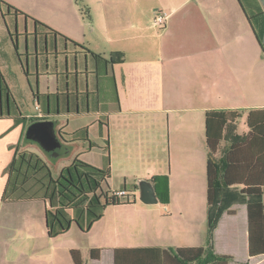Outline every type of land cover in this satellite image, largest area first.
Here are the masks:
<instances>
[{"label":"crops","instance_id":"obj_1","mask_svg":"<svg viewBox=\"0 0 264 264\" xmlns=\"http://www.w3.org/2000/svg\"><path fill=\"white\" fill-rule=\"evenodd\" d=\"M4 1L19 8L23 4V0ZM28 1L61 12L75 11L77 6V0ZM147 1L84 0L96 13L91 22V38L68 34L73 41L106 59L113 57L118 61L123 57V62H116L108 69L116 96L115 100L106 102L105 129L110 134L111 152L115 133L121 142V161L136 163L134 185L128 188L135 195V202L109 207L104 218L89 232L80 230L87 240L81 246L76 247L74 226L55 238L59 245L55 247L54 260L53 247H48L44 238L48 236L47 227L42 235L36 230L38 220L33 205L2 201L7 184L5 169L14 155L11 147L18 145L22 136L12 116L1 113L0 264H74L72 251L76 250L82 252L83 264L87 256L94 264L102 263L104 258L115 264L117 249L147 248L168 252L167 259L172 264H197L183 261L174 251L206 247L209 241L216 255L234 257L230 264H264V255H249L251 197L242 194L244 185L225 183L229 143L221 144L215 202L209 206L206 127V114L212 109H264V97L256 101L253 95L257 78L264 82L261 47L264 48V41L260 40V36L264 40V0H149L151 5ZM159 13L167 17L162 29L153 23ZM250 15H259L255 24ZM74 52L67 48L66 57L61 60L60 71L67 74L61 86L53 85L39 92L59 94V112H54L52 117L63 118L68 123L76 116L100 113L91 103L98 91L96 66L88 55L76 50L73 57ZM85 57L87 69L94 73L87 80L80 74L77 84L76 77L72 79L70 74L85 70ZM42 74L43 70L36 73L41 81L45 79ZM105 86L108 90V85ZM261 88L264 92V84ZM42 101L55 105L53 97H44ZM37 107L42 109L38 119L43 115V107ZM241 124L238 132L248 135L249 129L246 126L241 130ZM244 151L250 159L246 164L248 171L255 174L253 182L264 183V167L254 168L253 153L261 151L252 152L249 147ZM124 175L127 183L128 177ZM164 176L169 182L167 203L162 204L158 199L159 205H148L136 200L135 186L141 179L151 181ZM42 205L46 215L49 204ZM218 211H222L220 218L210 232V221ZM93 250L100 251L98 259L92 258Z\"/></svg>","mask_w":264,"mask_h":264},{"label":"trees","instance_id":"obj_2","mask_svg":"<svg viewBox=\"0 0 264 264\" xmlns=\"http://www.w3.org/2000/svg\"><path fill=\"white\" fill-rule=\"evenodd\" d=\"M5 4L14 16L24 15L22 11L13 5L0 0ZM250 20L255 24V17ZM37 30L40 28L44 34L58 36L74 46V51L80 50L82 54L88 55L96 66L98 81L100 78H109L108 69L116 62H123L120 56L118 61L113 57L106 59L91 51L83 45L61 34L57 30L33 19ZM255 27V25H254ZM44 36V35H43ZM260 40L264 41L260 36ZM264 44V43H263ZM102 66V67H101ZM1 76V74H0ZM1 78V91L6 90L11 97L8 86L3 89V78ZM53 97L55 105L42 103L39 98ZM59 94H40L37 96L38 106L43 107L41 118L34 122L52 117L54 112H59L57 99ZM3 98V96H2ZM246 119L249 129L248 135H241L239 131L240 120ZM59 125V123H58ZM58 127V126H57ZM207 147H208V203L213 206L217 191V158L221 150V144L229 143L231 148L227 152V168L224 172L227 186L244 185L242 194L251 197L248 203L249 218V255L251 257L264 255V183L253 182L254 172H249L246 165L249 157L245 155V147H249L255 160L254 168L264 167V109H212L206 114ZM26 144H33L25 140ZM94 148L91 145V149ZM14 150L12 161L5 169L7 184L3 193L2 201L28 202L31 200H42L49 207L46 209V227L48 236L52 239L65 235L75 224L84 232H89L92 227L102 220L106 210L112 206L132 204L135 195L125 186L123 190L128 192L127 196H120L119 192L109 188L111 171L101 169L84 160L77 158L63 169L57 179H54L47 163L36 153L22 150V144L11 147ZM47 155L53 158L51 154ZM252 168V169H254ZM247 170V171H246ZM239 177V179H236ZM156 188L158 199L162 203L169 200L168 177H155L151 180ZM253 182V183H252ZM135 188H137L135 186ZM210 221V232L216 227L220 214ZM85 217V222H82ZM176 255L187 263L197 264H230L234 257L227 255H216L209 241L206 247H185L174 251ZM168 252L155 248L147 249H117L115 251V264H172L168 259ZM74 264H83L82 252L72 251ZM93 259L100 257L99 250L91 252Z\"/></svg>","mask_w":264,"mask_h":264},{"label":"rangeland","instance_id":"obj_3","mask_svg":"<svg viewBox=\"0 0 264 264\" xmlns=\"http://www.w3.org/2000/svg\"><path fill=\"white\" fill-rule=\"evenodd\" d=\"M22 3L20 8L13 5L24 13L21 16H14V13H10L5 4H0V74L3 78V89L7 85L11 94L10 97L6 90H0V114L4 113L5 115L10 114L12 116L14 124L19 126L21 130L22 137L18 144H22V150H29L38 154L47 163L54 179L59 177L65 167L70 166L75 159L80 158L98 168L109 169L111 171V187L109 186V188L121 191L124 189L125 184L127 188H132L134 185L133 174L135 173L136 163L134 161H127L126 163L121 161V142L117 140L115 133L112 135L113 152H111L110 134L105 129V125L107 124L104 112L105 105L107 100H115L116 96L110 76L109 78L102 77L99 79L98 91L91 99L92 108H96L97 110L99 108L100 113L95 112L96 114L90 117L76 116V118L70 119L69 123L63 118H53L57 119L59 123V125L57 124V133L62 142V148L59 150L61 155L58 158H50L36 143H25L28 127L37 119L39 112L42 111V109L39 110L37 107L39 104L37 96H39L40 91L44 90L43 88L53 86V79L47 81L38 79L34 59L28 56L25 37L27 36L26 33H34L35 29H37L33 19L57 30L68 38H70L68 34H74V36L85 35L87 40H90L91 22L92 18L96 17V13L91 11L84 0H77L76 10L68 12L38 7L28 0H23ZM147 4L151 5L152 2L148 0ZM39 30L40 32L44 31L42 28ZM21 33H24L26 36H21ZM33 37V35L29 36L32 47ZM60 43L59 46L61 48L74 50V46L69 42L60 40ZM103 48H105V44ZM83 64H87L85 59L83 60ZM257 79V88L253 95L256 101H260L264 97V92L261 88L264 82H260V77ZM105 84L108 85V90ZM41 102H43L42 98ZM245 120V118L240 120V123H242L240 125L241 130H243V127H246L243 126ZM126 130L127 127L125 133H128L129 130ZM146 142L148 144V141ZM91 145L94 146L93 149H91ZM135 145L137 149L136 142ZM83 153H86V155L83 156ZM113 160L114 167H112ZM124 173L128 177L127 183ZM136 200L140 201L139 192L136 193ZM27 203L33 205L32 211H34L35 218L38 220L36 230L42 235V232L46 231L45 208L42 205L44 202L42 200H31ZM155 205L159 204L156 203ZM73 229H76V247L85 244L87 242L86 236L80 232L81 229L76 224ZM44 238L48 243L47 246L53 247L55 260V255H57L55 247L59 245L58 241L51 240L48 236H44ZM112 263L111 259L104 258L102 263L97 264ZM84 264L94 263L87 256L84 259Z\"/></svg>","mask_w":264,"mask_h":264},{"label":"flooded vegetation","instance_id":"obj_4","mask_svg":"<svg viewBox=\"0 0 264 264\" xmlns=\"http://www.w3.org/2000/svg\"><path fill=\"white\" fill-rule=\"evenodd\" d=\"M27 35V36H26ZM21 33V36H26V46L28 48V56L31 59H34V63L36 58L39 61V71L43 70V74L45 77L44 80H50L53 79V85L54 86H61V80H65L67 78V74L65 73V70L60 71V64L61 60L65 59L66 57V49L61 48L59 45L61 38L58 36H51L49 34H44V32H39L37 29H35V32L28 33V34ZM33 35V47L30 42L29 36ZM44 35V36H43ZM57 42H56V41ZM35 42L37 43V51L35 47ZM60 43V44H59ZM47 44V45H46ZM64 45V43H62ZM73 57H76V51L73 53ZM55 60V61H54ZM48 62V68L47 64ZM58 63V64H57ZM58 66V68H57ZM94 72L89 68L85 69L82 72L76 71V74L74 72H71L70 75H72V79L82 74L83 79H89L90 76ZM41 75V73H40ZM1 88V86H0ZM54 116V115H53ZM54 118V117H50ZM50 118H45L42 120H50ZM56 118V117H55ZM57 122V119H53ZM58 124V122H57Z\"/></svg>","mask_w":264,"mask_h":264},{"label":"water","instance_id":"obj_5","mask_svg":"<svg viewBox=\"0 0 264 264\" xmlns=\"http://www.w3.org/2000/svg\"><path fill=\"white\" fill-rule=\"evenodd\" d=\"M36 44L37 43L35 42V47L37 51ZM261 47L264 51V48L262 45ZM85 60L87 61V57H85ZM65 62H66L67 70H68V59H66ZM46 64L48 68V62H46ZM35 66H36L37 73H39V61L37 58L35 60ZM78 67H79V63H78V60H76L75 62L76 70H78ZM87 68H88V65L86 64L85 69ZM77 84H78V78H77ZM26 140L32 143H36L45 153L51 154L53 158H58L61 155L59 150L62 148V142L60 138L58 137L57 122L55 120H39V121L33 122L26 131ZM137 190L139 192L141 202L148 204V205L158 203V196L156 193V188L152 181L140 180L137 184Z\"/></svg>","mask_w":264,"mask_h":264},{"label":"built area","instance_id":"obj_6","mask_svg":"<svg viewBox=\"0 0 264 264\" xmlns=\"http://www.w3.org/2000/svg\"><path fill=\"white\" fill-rule=\"evenodd\" d=\"M166 21H167V17L165 14L163 13H159L158 15H156V17L154 18V26L158 27V28H164L166 26ZM119 192L120 196H127L128 192L125 190H121V191H117Z\"/></svg>","mask_w":264,"mask_h":264}]
</instances>
